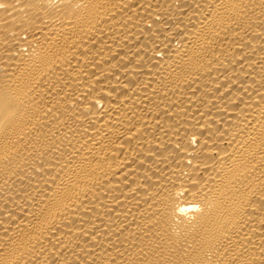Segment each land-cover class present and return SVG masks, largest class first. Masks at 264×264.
Returning a JSON list of instances; mask_svg holds the SVG:
<instances>
[{"label": "bare ground", "instance_id": "obj_1", "mask_svg": "<svg viewBox=\"0 0 264 264\" xmlns=\"http://www.w3.org/2000/svg\"><path fill=\"white\" fill-rule=\"evenodd\" d=\"M0 264H264V0H0Z\"/></svg>", "mask_w": 264, "mask_h": 264}]
</instances>
